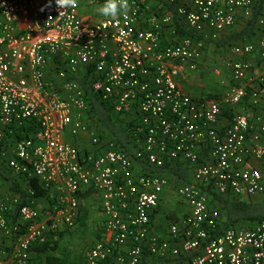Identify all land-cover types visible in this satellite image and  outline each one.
Instances as JSON below:
<instances>
[{"label": "built area", "instance_id": "2783aa9c", "mask_svg": "<svg viewBox=\"0 0 264 264\" xmlns=\"http://www.w3.org/2000/svg\"><path fill=\"white\" fill-rule=\"evenodd\" d=\"M167 1L169 10L129 0L127 14L95 19L84 11L104 0L64 10L55 0L51 7L48 0H0L1 154L28 192L24 201L0 178V264H45L37 247L76 227L89 191L100 197L104 236L87 264H142L146 251L175 264H264V219L215 234L223 212L213 197L264 193L262 171L248 163L264 158V113L238 110L254 80L243 56L257 51L264 65V35L234 45L240 59L222 60L234 83L222 99L197 98L180 82L202 67L206 41L239 17L250 19L257 0ZM176 15L194 36L178 32ZM84 76L115 114L136 121L138 157L155 168L187 164L190 181L138 169L135 157L102 138L88 115ZM263 96L261 75L251 104ZM224 105L233 109L227 126L220 125ZM32 119L35 136L7 147L10 126ZM171 182L187 209L162 236L152 218Z\"/></svg>", "mask_w": 264, "mask_h": 264}, {"label": "trees", "instance_id": "16d2710c", "mask_svg": "<svg viewBox=\"0 0 264 264\" xmlns=\"http://www.w3.org/2000/svg\"><path fill=\"white\" fill-rule=\"evenodd\" d=\"M264 0H258V8L261 7ZM259 10H257L242 32L235 35L233 38H248L254 34L255 24L257 20ZM176 28L181 35L194 36L190 30L186 29L184 24L175 16ZM82 85L85 88V97L90 105L89 118L92 123L96 124L100 130V136L104 139L113 140L116 146L135 157L137 162L143 167L148 169L150 172H157L162 175L177 176L185 182L190 181V167L184 163H177L175 165L166 164L161 168H155L148 166L140 157H138L137 149V132L135 129L136 121L130 120L125 123H120L121 116L115 114L112 110V106L109 102L100 98L90 87L89 81L86 76L79 78ZM39 130V124L35 119L28 120L21 126H10L6 135V146L10 147L14 144L17 139L30 138L35 136ZM4 144H0V178L3 182L9 185V188L13 192H20L23 195V200L28 192L23 188L22 184L17 177L14 176L10 168L6 165V161L3 159L1 152L3 151ZM34 187L37 190V196L43 194L42 189L38 186L36 181H33ZM89 191L84 196L90 194ZM214 201L220 206L223 212V218L221 223L218 225L215 234H220L229 228L239 227L241 223L246 221H261L264 219V198L252 201L242 200L233 197H223L214 194ZM62 235L58 232L57 235ZM56 235V234H55ZM55 235H52L46 244L37 247L39 256L42 258L47 252L56 249L57 241L53 239ZM61 260L55 254H48L45 259V264H60ZM142 264H175L174 260L170 259H159L152 256L149 252H145Z\"/></svg>", "mask_w": 264, "mask_h": 264}, {"label": "rangeland", "instance_id": "374dc122", "mask_svg": "<svg viewBox=\"0 0 264 264\" xmlns=\"http://www.w3.org/2000/svg\"><path fill=\"white\" fill-rule=\"evenodd\" d=\"M102 5V4H101ZM100 5V6H101ZM99 6L95 7V19H100L103 16L97 12ZM222 46L217 42H210L208 51V61L206 67L200 68L197 71L189 72L187 78L180 80L181 84L188 92L193 95H206L210 97L223 96L228 89L234 84L231 82L229 73H227L226 66H221L220 51ZM204 70V71H203ZM220 70L221 75H215L214 71ZM229 71V70H228ZM224 78L228 83H221L220 80ZM227 84V85H226ZM219 96V97H220ZM241 107V106H240ZM238 108L241 111V108ZM233 115V109L230 108ZM126 120L120 119V123H125ZM7 154L4 153L3 159ZM178 179H181L178 177ZM182 180V179H181ZM7 187V185H4ZM173 207L178 205L177 209H172L171 205L164 203V207L160 210L163 216V221L169 227L170 221L185 212L184 204L179 200L178 196L174 194L171 198ZM80 218L76 227L72 229H62V235H55L54 240L57 241L56 249L47 252L42 256L46 259L48 254H55L61 260L60 264H87V254L92 245L101 240L104 236L102 230V210L101 200L99 195L90 192L88 196L80 198ZM157 233V232H156Z\"/></svg>", "mask_w": 264, "mask_h": 264}, {"label": "crops", "instance_id": "0c3cea01", "mask_svg": "<svg viewBox=\"0 0 264 264\" xmlns=\"http://www.w3.org/2000/svg\"><path fill=\"white\" fill-rule=\"evenodd\" d=\"M151 2L154 3L155 6L157 4L162 5L161 8L164 10H169L171 8V6L167 0H151ZM95 7L93 6V7L86 9L84 11V13L93 15L95 13L94 12ZM262 7L263 6L261 5V7L258 8V0H257L255 12L257 10H259V13H258L256 24H255L254 34L251 37H248L246 39L245 38H238V39L233 38L235 35L239 34L240 32H242V30H244L246 28V26L252 20L254 15L250 19H245L243 17H239L237 23L232 28L224 31L219 39H217V40L208 39L206 41V46H205V51H204V61H203L201 68L206 67V65H207L208 56H209L208 47H209L210 42H217L218 45L222 46V50L220 51V54H219L220 58H221V63H220L221 66H222V60L224 58L231 57L234 59H240L241 58L240 56L233 55L232 47L236 44H239V43L241 44V43H246V42L257 41L260 37H262L264 35V23L259 22L260 18L264 17V14L262 12ZM255 12H254V14H255ZM168 35L169 34H167V36ZM164 43H166V42H164ZM243 58H247L251 62L252 66H251V70L249 72L248 78H252L254 80H253V83L250 82L248 84V87H247L248 88V94L244 98V100L242 101L240 108H241V112L248 114L251 118H253L255 115H262L264 113V96L262 97L260 103L257 106H253L250 102L251 89L253 86L257 85L258 77L261 75H264V65H263L257 51H255L250 56H243ZM214 73H215V75H221L222 76V72L220 70H215ZM227 73H229V75H230V78H231L230 81L233 82L231 74L228 70H227ZM220 82L222 84L228 83V81H226L224 78H222V80H220ZM182 87H183V85H182ZM188 93H190V92H188ZM190 94L193 95L192 93H190ZM193 96H195L197 98H205V99L206 98L222 99V97H223L220 95H219L220 97L219 96L218 97H210V96H206V95H199V96L193 95ZM230 113H231L230 106L224 105L223 113H222V116L220 119V125L221 126H227L230 124V122L232 120V114H230ZM261 141L264 144V135H262ZM251 143H252V140L250 137L249 138V144H251ZM248 163L251 167L260 169L264 175V158L261 160H257L255 158H250ZM136 164H137L136 166L138 169H143V167L138 162H136ZM173 185H174L173 182H171L170 189L165 192L164 196L162 197L161 204H160L159 208L156 210V212L152 218V230L155 233L157 232L156 234H158V235L164 236L168 231V227L165 225V223L163 221L162 213L160 212V210L164 207V203H168L169 205H171L172 209L178 208L177 204L175 207H173L171 204V202H172L171 198L174 195ZM262 198H264V193H258V194H254V195H244L240 199L257 201V200H260ZM183 209H185V212H186V209H187L186 206ZM256 223H257V221H246V222L241 223L239 227L249 228V227L254 226Z\"/></svg>", "mask_w": 264, "mask_h": 264}, {"label": "clouds", "instance_id": "9594fccd", "mask_svg": "<svg viewBox=\"0 0 264 264\" xmlns=\"http://www.w3.org/2000/svg\"><path fill=\"white\" fill-rule=\"evenodd\" d=\"M53 0H48L47 7L52 6ZM78 0H55V6L59 10L75 8ZM130 11L129 0H104L97 12L105 18H115L118 15L127 14Z\"/></svg>", "mask_w": 264, "mask_h": 264}]
</instances>
